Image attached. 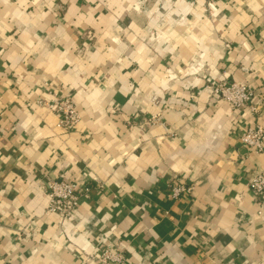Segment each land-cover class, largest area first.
Segmentation results:
<instances>
[{"label": "crops", "instance_id": "obj_1", "mask_svg": "<svg viewBox=\"0 0 264 264\" xmlns=\"http://www.w3.org/2000/svg\"><path fill=\"white\" fill-rule=\"evenodd\" d=\"M225 81L258 113L209 92ZM256 124L264 0H0V264H264ZM53 182L82 190L69 219Z\"/></svg>", "mask_w": 264, "mask_h": 264}, {"label": "built area", "instance_id": "obj_2", "mask_svg": "<svg viewBox=\"0 0 264 264\" xmlns=\"http://www.w3.org/2000/svg\"><path fill=\"white\" fill-rule=\"evenodd\" d=\"M219 1L222 0H209L210 4ZM208 89L214 97L226 101L234 109L249 108L254 113L259 111V107L253 102L252 90L243 83L225 81L208 87ZM50 108L60 116V124L65 130H73L80 121L78 108L70 98L61 97L50 105ZM240 140L247 151L260 153L264 148V128L259 124L249 127L242 134ZM248 186L256 195L264 199V173L253 177ZM50 189L51 204L49 211L60 215L63 220L71 218L77 211L80 202L82 190L79 185L53 182ZM188 191L190 188L182 184H172L170 195L177 198Z\"/></svg>", "mask_w": 264, "mask_h": 264}]
</instances>
